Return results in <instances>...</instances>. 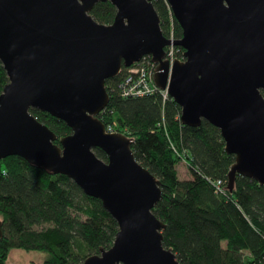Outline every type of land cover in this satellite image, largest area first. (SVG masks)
<instances>
[{
  "label": "water",
  "instance_id": "water-1",
  "mask_svg": "<svg viewBox=\"0 0 264 264\" xmlns=\"http://www.w3.org/2000/svg\"><path fill=\"white\" fill-rule=\"evenodd\" d=\"M99 1L107 0H0V62L8 77L0 93V159L18 155L69 176L116 220L112 244L76 264H184L163 245L165 224L152 212L160 181L135 159L131 139L106 132L97 117L108 102L105 80L150 55L154 83L179 105L181 123L208 121L234 155L227 189L237 174L264 185V0H166L184 56L171 65L153 0H108L116 9L108 24L90 14ZM30 107L71 132L56 144Z\"/></svg>",
  "mask_w": 264,
  "mask_h": 264
},
{
  "label": "trees",
  "instance_id": "trees-1",
  "mask_svg": "<svg viewBox=\"0 0 264 264\" xmlns=\"http://www.w3.org/2000/svg\"><path fill=\"white\" fill-rule=\"evenodd\" d=\"M162 33L170 15L164 0H153ZM115 7L99 1L90 10L99 23H111ZM176 39L181 28L175 18ZM177 54L181 55L182 47ZM125 67L105 80L107 105L97 114L104 125L131 139L135 159L161 183L152 208L164 222L163 245L184 264H264V185L236 175L231 191L217 194L211 180H226L234 155L226 153L219 129L202 119L198 126L180 121V107L159 91L121 96ZM8 77L0 62V93ZM264 95V91H262ZM30 113L59 138L71 132L61 119L30 107ZM97 157L107 160L99 147ZM184 160L190 178H180ZM0 264L12 248L46 252L42 264H76L108 248L118 224L100 199L85 194L73 179L38 168L18 155L0 159Z\"/></svg>",
  "mask_w": 264,
  "mask_h": 264
},
{
  "label": "built area",
  "instance_id": "built-area-1",
  "mask_svg": "<svg viewBox=\"0 0 264 264\" xmlns=\"http://www.w3.org/2000/svg\"><path fill=\"white\" fill-rule=\"evenodd\" d=\"M164 1L167 5L168 13L170 15V24L166 37L173 41L176 39L172 21L174 16L167 1ZM178 50L179 49L177 47L175 48V46L172 44L166 45L164 47L165 53L163 59L168 61L170 65L175 59H184L183 50L181 51L180 56L177 54ZM155 66L156 64L152 61L151 56L147 54L143 55L139 61L135 62L131 66L125 67L123 72V80L119 84L121 96H142L159 91L163 98H167L169 96L167 90L158 88L154 83L153 77ZM105 131L118 132L114 129V125L112 124H108L107 126L105 125ZM211 185L215 193L227 194L226 180H211Z\"/></svg>",
  "mask_w": 264,
  "mask_h": 264
},
{
  "label": "rangeland",
  "instance_id": "rangeland-1",
  "mask_svg": "<svg viewBox=\"0 0 264 264\" xmlns=\"http://www.w3.org/2000/svg\"><path fill=\"white\" fill-rule=\"evenodd\" d=\"M167 39L169 40V44H172L173 46H175V48L178 46L177 44L174 43L176 39L173 41H171L169 38ZM177 39H179V37ZM187 166L188 165L186 164V162L182 159L176 164L178 175L181 178L190 176V171L188 170ZM46 254H47L46 252L40 250H26L23 248H12L8 253L7 264H42V261L46 256Z\"/></svg>",
  "mask_w": 264,
  "mask_h": 264
},
{
  "label": "crops",
  "instance_id": "crops-1",
  "mask_svg": "<svg viewBox=\"0 0 264 264\" xmlns=\"http://www.w3.org/2000/svg\"><path fill=\"white\" fill-rule=\"evenodd\" d=\"M177 174H178V170H177ZM179 176V175H178ZM191 176V175H190ZM190 176H188V177H184V178H190ZM180 177V176H179ZM181 178V177H180Z\"/></svg>",
  "mask_w": 264,
  "mask_h": 264
}]
</instances>
